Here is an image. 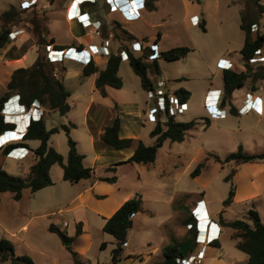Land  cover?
Masks as SVG:
<instances>
[{"label":"rangeland","instance_id":"374dc122","mask_svg":"<svg viewBox=\"0 0 264 264\" xmlns=\"http://www.w3.org/2000/svg\"><path fill=\"white\" fill-rule=\"evenodd\" d=\"M11 1L13 2L6 3L7 8L10 5L23 8V11L12 26V30H22L21 33L14 40H11L9 33L10 41H17L24 36L23 45L17 49L16 54L22 53L26 47H31L35 44L37 55L40 54L45 59L47 51L52 45V43H49L52 35L51 31L59 40L69 39V30L61 21H52L53 14L48 13L49 7H44L43 3H37V5L32 7L27 3L16 4L17 0ZM255 2L256 0H202L201 4L206 7V11H204L207 20L206 30H202L200 25L185 28L182 25V21H177L173 27H167L168 31L172 29L177 34L169 33L165 38V45L163 43L160 44L161 49L168 47L169 43L170 45L176 43V39H180L183 45L191 48V51L184 59L175 61L159 60V65L164 73V80L167 83V86H163L162 89L174 92L177 88L183 87L190 90L189 109L176 115V119L181 121L195 119L197 123L188 131L185 140L181 142L166 140L159 148L153 163H125L122 166H118L117 174L119 175L120 183L122 187L126 188L124 193L132 192L133 195L136 192L141 193L143 206L133 218V225L128 234L129 246L125 245L124 256L117 264H156L162 261L164 259V243L169 240L174 243L178 239H181L184 234L182 229L185 226L181 225L180 218L184 213L186 214V209L180 207V205L188 206L190 201L199 199L204 193L215 213L213 216L215 219L219 220V213L222 211L223 217L227 220L244 219L252 222L249 217V211L255 209L264 223V160L245 163H238L233 159L230 161L224 160L228 154L237 151L240 145L243 146L246 152L260 153L264 151V95L260 93L262 96H256L255 106L246 114L233 113L229 107L223 108L220 105L213 106L212 108L205 107L204 105L207 90L213 87V85H222L223 69L219 66V63L223 57H229L236 64L237 68L242 67L245 62L240 53L245 34L240 24L244 15L247 18L257 16L258 12ZM260 3H264V0H260ZM163 5L161 4V12ZM176 9L178 12L179 9ZM36 13L39 17L46 18L42 22V25L45 27L43 33L45 34L47 43H37V37L34 33L35 25L31 22L33 15ZM260 26L261 30L264 31V12L260 16ZM72 29L85 42L91 38H93L92 41L99 40L96 32L91 35L89 34L90 36H85L84 31L79 27L74 25ZM117 32L120 35V39H117L116 42L117 45L124 46L128 44L132 46L131 41L123 39L124 34L118 27ZM11 43L14 42L5 45L4 49L6 50L10 45L12 46L13 44ZM86 44H88V47L90 46V42H86ZM150 46L154 50L159 51V45L153 40L150 42ZM4 49L0 50L3 51ZM69 53V59H65L64 61L65 66L63 63L52 64L59 77L66 71L63 69L68 68L71 77H69L70 79L65 78V85L71 90L78 91V87L81 89L79 80L83 78L79 70L83 62L86 64L90 59V56H87V52H84V50H78L76 46L70 47ZM135 53L140 55L142 52L135 51ZM251 63L253 68L264 64V54L257 61ZM199 70H201L200 73ZM119 75L131 92L139 94V99L146 95V99L152 101L155 97L148 90L146 92L142 91L140 77L133 71L128 61H122ZM149 76L156 83L154 73L149 71ZM259 83L263 84L264 81H258L256 84L260 85ZM251 85V80H248L241 91L247 92ZM4 91V89L0 88V96ZM148 94L152 98L148 97ZM83 97L84 95L81 94V100ZM79 101V99L74 100L73 96L68 98V102L73 109L72 113L69 112L71 113V117H76L81 112V107L75 106ZM152 104L153 102L151 103V111L145 119L141 115L136 114L127 115L123 113L122 115L123 124L126 128L130 126L137 128L140 131L139 137L146 144H153L155 141V138L150 136V130L156 124L154 118L155 110L152 111L155 107ZM148 107L150 108V105ZM6 110L10 113L8 114V119L21 122V118H24L22 124H18V127L24 130L29 119V114H27L25 107H20L16 99H13V101L7 104ZM21 111L23 112L20 113ZM45 118L46 125L49 128L58 126L60 123L68 125L70 121L68 115H61L57 110H49V108ZM206 119L209 120L208 124ZM161 120H166V116L163 115ZM125 126H123V134L127 133ZM79 134H81L80 130L76 131L74 135L78 137ZM18 135L19 133L17 132L7 133V135L0 138V145L4 139L12 136L18 137ZM72 138L75 139L74 136ZM50 144L57 151L67 148L65 131L61 130L58 133L52 134ZM80 149H84V146H81ZM112 150L113 153L106 154L104 161H110V159H115L116 156H119L120 153L129 151V149ZM59 152L62 153L61 151ZM16 153L19 154V151ZM214 155H218L222 160L216 161ZM7 158L8 155H4L0 149V166L5 164ZM204 160L205 167L199 173L200 175L192 177L191 172L195 169L198 162ZM112 161L114 162L115 160ZM28 167L29 165L24 163V169L20 168L19 172L21 176L24 177L28 174ZM228 174L230 175V180H226ZM231 180L236 184V194L233 202L224 206L223 201L228 196ZM70 184L68 183L67 186H70ZM58 188L60 189H57L55 193L60 191L64 194V186ZM72 190L73 188H70V191ZM183 192H188V194L181 196L185 194ZM55 204L51 206L53 210H57L62 205ZM204 209L203 204H200V234H203V237H210L212 239L217 235L218 227L214 223L212 224L211 232H207V227L209 229L210 225V217H208ZM52 217L56 219V226L62 231L67 232L74 228L73 211H63ZM20 218L22 217H17L14 213L11 216L10 214L0 212V239L3 236L9 238L16 244V250L19 253L27 254L32 259L34 258V261L35 259H45L50 254L65 256L59 243L60 239L58 237L55 238L49 231L44 230L42 226L43 218L35 219L28 232L19 233L17 236L10 234L14 231L17 232L18 224L21 221ZM65 219L70 221L68 228H62L61 226L62 221ZM205 225L207 226L204 232L203 228ZM221 227L220 241L225 251H229L237 258L246 257V254L235 246V240L232 238L234 229L225 226ZM90 232L92 240L89 245L87 238H81L78 243L81 250L83 249L81 247L88 246L86 253L81 255L84 263L98 264V260L101 263L109 262L111 250L115 246V238L111 234L98 229L96 225H91ZM9 235H12V238ZM190 236H194L193 231ZM102 241H106L107 247H101ZM208 245L201 251L204 257L213 247ZM156 246H158V250L153 252L152 250ZM44 247L47 248L46 254L40 253L43 252L41 249ZM0 264L9 263L7 261H0Z\"/></svg>","mask_w":264,"mask_h":264},{"label":"crops","instance_id":"0c3cea01","mask_svg":"<svg viewBox=\"0 0 264 264\" xmlns=\"http://www.w3.org/2000/svg\"><path fill=\"white\" fill-rule=\"evenodd\" d=\"M145 1L146 0H97V2L94 3V5L87 3V5L84 7L85 9L82 6V11L86 14V16L90 17L91 20L93 21H99L101 23V26L98 29L99 32H96L95 27L93 26L90 27L83 26L79 18L72 17V11L78 0H35L33 4L37 5V3L38 4L43 3L42 5L44 7L46 8L49 7L48 13L53 14L52 21L53 20L61 21V23H63L66 26V28L69 30V39L67 40H59L56 37V35L51 31L52 34L51 37L52 36L54 37L56 44H61L66 46L80 45L83 48L82 50H84V52H87V56L89 55L90 58L94 60V62L99 68H104L108 57L97 53L96 46L102 44L103 38H107L110 34H114L113 28L115 22L117 21L120 22L122 27H124L129 32L136 35L138 38L148 37L149 38L148 41L144 42V44H142L143 46L144 45L150 46V42L153 40L157 45H159V51H161L172 48V46L175 45L178 46L183 45L180 39H176L177 40L176 43L171 45L169 43L168 47H164L163 49H161L160 44L163 43L165 45V38L169 33L177 34L174 33L175 31L172 29L168 31L169 29H167V27L169 26L173 27L177 21H182V25L185 28H191L193 26H199L200 20L202 18L206 20L205 18L206 13L204 12L206 11V7L203 4H201L202 0H147V3H145ZM7 2L10 3L13 1L0 0V14L7 9V5H6ZM16 2H15L16 4H21V3H25V0H17ZM161 4H164L162 12H161ZM176 8L179 9L178 12ZM74 25L76 27H79L81 30H83L85 36H90L92 33L96 32L99 40L92 41L93 38L87 39L86 42H90V46H89L90 48H89L88 44H86V42L83 41L78 34L74 33L72 29ZM1 26L2 23L0 20V29ZM17 30L18 29L12 30L16 32H15V37L11 38V40L17 38L22 31V30H18V31ZM23 39L24 36L17 41L9 40L6 43V45L9 44L10 42H14L15 44L11 43L13 45L12 46L10 45L6 50L4 49L5 47L0 48V49H4L3 51L0 50V88L1 89L6 90V84L14 69L19 67L30 66L37 57V50L35 44L31 47L30 46L26 47L25 51H23L22 53L16 54L17 49L23 45ZM110 39H111V46H110L111 50L122 53V50L124 49L122 48L121 45H117L116 43L117 39L114 38L113 36ZM69 49L70 48L64 49L65 55L62 61L54 62V63H63V65L65 66L64 61L65 59L68 60L69 59L68 57L70 55V53L68 54ZM160 59L163 58H159V60ZM224 59H229L231 62H233L229 57H223L222 60ZM122 61L129 62L128 57L127 58L123 57L121 63ZM221 62L222 61H220L219 63L220 67H221ZM84 65L85 62H83V65L79 70L80 73H82L83 75L82 76L83 78H80L79 80L81 89L80 87H78L79 88L78 91H75L68 88L71 91L70 96H73L74 100L76 99L80 100L78 104L75 103L76 104L75 106L76 107L80 106L81 112H79L78 113L79 115H77L76 117L75 116L71 117V113L73 111L71 106V109L69 111L71 113L68 112L66 115H68L69 117L70 120L69 123L71 122L75 124V126L70 128L71 136L75 137L79 152L85 155L84 158L85 165L89 167H93L95 169V178L81 179L79 182L70 184L69 181L63 179V169L61 168V166L59 165L60 168H58L59 167L57 166L58 164H54L51 166L50 169V175L54 181L52 185L41 188L35 192H33L29 187H26L23 189L22 196L19 199H15L14 193L11 191H0V212L10 214L11 216H13L14 213L17 215V217L20 216L22 217L20 218L21 221L18 224L17 232L14 231L10 234H12L13 236H17L19 233L28 232L31 228V224L35 221V219L43 218L42 226L44 227V230L49 231L52 235H54L55 238L58 237L60 239L58 240L61 245V249L64 251L65 256H61L60 254H50L47 255L45 259L43 258L40 260L35 259L34 262L36 264H77L72 255L71 250L77 252V259L80 262L79 264H85L84 260L81 258V255H84L86 253L88 246L81 247L83 248L81 250L78 245L80 239L87 238L89 245L92 240L91 239L92 235L90 232L91 225H96L98 229L103 231V226L106 220L128 198L133 196L132 192L124 193L126 188L122 187L120 183L119 175L117 173H118V166H122L125 163L133 164L132 162H127L126 160L133 154L135 145L124 149L112 148L111 146L106 144L101 138L102 133L104 131V127L106 125L111 124L113 119L118 115L121 121V127L119 131L120 136L141 139V137H139L140 131L137 128H133V126L126 128V126L123 124L122 115L123 113L127 115L136 114V115H141L145 119L147 114H149V112L151 111V103L153 102L154 105L153 104L152 105L154 107L157 106L154 98L152 99V101H150V99H146V95H145L141 99H139V94H136L135 92H131V90L128 89V87L124 83V80H123V86L121 88L107 86L106 87L107 95L103 96L99 92V90L95 88V80L98 73L96 72L90 75H84L83 74ZM233 66L234 68H237L234 62H233ZM63 70L64 71L66 70L65 72H63L64 76L63 73L61 76L64 82L65 78L70 79L69 77H71V74L70 71H68L67 67ZM200 72L201 70H199V73ZM156 76H161L162 78H165L161 67H160V73L155 75V80L157 78ZM256 86L257 88L255 89L250 87L247 92L241 91L242 88H237L232 93L231 103L236 107V114H239V109L243 106V102L247 97H249L248 100L249 102H251L252 100L254 103H256V96L257 95L262 96V94L264 95V83L263 84L261 83L260 85L256 84ZM211 89L223 90V82L222 85H218V84L213 85V87H210L208 90ZM142 91L146 92V90L143 87H142ZM217 93H219V90H217ZM81 94L84 95L82 100L80 98ZM148 97H151V95L148 94ZM190 98H191V92H190V97L187 100V107H188L187 110L189 109ZM14 99H16L17 101L18 98H14ZM11 101H13V99ZM149 105L150 108L148 107ZM222 107L223 108L229 107L230 109V104L227 103L225 105H222ZM208 108H212V107H208ZM26 112L27 114H29L27 110ZM30 118L31 116L29 114V119L27 117L28 123L30 121ZM23 119L24 118H21V122H18L17 120L15 121L22 124ZM61 124H66V123H60L59 125ZM123 126H125V128L127 129V133L125 134L122 133ZM78 130L81 131V134H79V136L77 137L74 134ZM22 131L24 132L23 134L21 132H17L19 133L18 137L16 136L8 137L4 139L0 145V149H1V146L8 140H14L13 142H15L17 139L26 142V144H28V146L22 145L29 148L30 150L29 153L24 158H18V157L16 158L14 156H11L7 158L5 164H2V166L5 167L9 172L18 175H21L19 170L20 168L24 169V163H27L29 165L28 168H30L31 163L34 161V157L32 156L31 153V148H36L40 143V141L37 139L23 140L24 138L23 136L26 133V131L24 130ZM8 133H14V132H8ZM50 138H52V135ZM81 146H84V149H80ZM112 149L114 150L129 149V151L120 153L119 156L115 157V159H110V161L109 160L104 161L106 154L113 153ZM68 150H69V146H67V148L65 149H59V151H61L65 157L68 154ZM112 160H115L114 161L115 163H119L115 165L116 170L114 172L107 171L106 169V167H108L109 165L115 164ZM114 174L118 176L116 182H108L99 179L100 177L112 176ZM68 183L70 184V186H67ZM57 185L58 187L64 186L65 190L61 189L64 190V194H62L60 191L55 193L57 189H60L58 187L56 188ZM70 188H73V190L70 191ZM183 193L185 194H182L181 196H186L188 194V192H183ZM201 199L204 200L202 201L201 204H203V208H205L204 209L205 212L208 213L214 220H217L213 217L215 213L208 199L206 198L205 193L204 195H201L199 199L190 201V204H188V206L180 205V207L186 209V214L184 213V215H182L180 218V222H182L181 225L185 226L182 229L184 232L182 238L178 239L177 241L181 245L189 238L188 236L191 235L192 232L191 230H193L187 228V224L186 225L184 224V219L192 215V210L196 206L195 202ZM57 203L62 205L59 206L57 210L56 209L53 210L51 208L52 204L57 205ZM63 211L74 212V218H73L74 228L71 231H67V232L63 231L68 236H74V239L72 241H69L70 244H68V242H66L65 244V241L61 239L58 233L51 231L49 229L51 224H54L56 226V219L52 216H55L60 212L62 213ZM136 214L134 216H136ZM61 226L62 228L63 227L68 228L70 226V221L68 220L67 226H64L62 221ZM206 226L207 225H205L203 228L204 232ZM77 228L81 229V232L78 234L76 233ZM207 230H209L208 227ZM12 235L9 236L11 237ZM186 236L187 238H185ZM220 236H219V241H220ZM200 239L206 241L207 237H202V238L200 237ZM127 241H128V237H127ZM170 243L171 240L164 243L163 248ZM68 246H70L71 250L68 249ZM127 246H129V241ZM208 246H213V247L211 248V250H209V253L204 257L203 264H245L248 259L247 254L246 257L243 258L234 257L229 251H225L221 241H220V246H214L212 244H209ZM41 250H43V252L40 253L46 254L47 251L46 247L42 248ZM156 250H158V246L154 247L152 251L154 252ZM15 251H17L16 244H15ZM16 253L21 255L23 254V253H19L18 251ZM88 260L90 261V259ZM163 260L160 262H163ZM110 262H111V256L109 262L101 263V261L98 260V264H110Z\"/></svg>","mask_w":264,"mask_h":264},{"label":"trees","instance_id":"16d2710c","mask_svg":"<svg viewBox=\"0 0 264 264\" xmlns=\"http://www.w3.org/2000/svg\"><path fill=\"white\" fill-rule=\"evenodd\" d=\"M145 3H147V0ZM89 4L94 5V3ZM255 4L258 12L257 16L254 18H247L244 15L240 24L245 33L244 43L240 49V53L245 59V62L240 68L223 69V95L220 106L229 103L230 111L233 113H236V107L231 103L232 93L237 88H243L248 80H251V87L253 89L256 88V83L258 81L264 80V64L253 68L252 63L249 61L259 49L261 50V54H264V31L261 30L260 26V16L264 12V3H260V0H256ZM35 5L33 4L32 7ZM86 5L87 3L83 4V8ZM22 11L23 8L10 5V7L0 14V20L2 23L0 29V48L4 47L9 41V33L12 31L14 21ZM45 20V17H39L37 13L34 14L31 19V22L35 25L34 33L37 37V43L39 44L47 43V39L43 33L45 27L42 25V22ZM199 25L202 30H206V20L204 18L200 20ZM254 26L257 28L253 31L252 28ZM117 27L120 28L121 32L124 34L123 39L131 41L132 44L137 41L144 44V42L149 39L148 37L138 38L136 35L122 27L118 21L115 22L113 28L114 38L116 39H120ZM49 43H52L54 47L58 49L75 46L56 44L53 36L49 39ZM121 46L128 54L129 64L133 71L140 77L142 87L148 91L155 90V83L153 78L149 76V71L155 75L160 73L159 58L168 61H175L185 58L191 51L189 46L180 45L161 50L158 52L157 56L151 58L150 55L153 53V50H151L150 46L144 45L140 55H137L135 51H133L131 45L125 44L124 46ZM76 48L78 50L83 49L80 45L76 46ZM121 60V53L114 50L108 55L104 68H99L94 60L90 58L83 67V74L90 75L97 72L98 75L95 80V88L99 90L103 96H106L107 86L115 88H121L123 86V79L119 75ZM16 93L20 95L21 102L26 106H30L34 99L40 100L44 104L46 112L39 120H31L27 131L23 136V140L37 139L40 141L36 148H31L34 161L30 165L28 174L23 177L11 173L5 167L0 166V191H11L14 193V198L19 199L22 196L23 189L26 187H29L35 192L41 188L52 185L54 181L50 175V169L54 164L61 166L63 169V179L70 183L79 182L81 179L95 178V169L85 165V155L79 152L77 142L70 134V128L75 126V124L70 122L68 125L61 124L47 128L45 117L48 113V108L49 110H57L61 115H66L71 109V105L68 102L71 91L65 86L62 77H59L56 74L52 62H49L46 58L44 59L42 55L38 54L35 61L30 66L19 67L12 71L6 84V90L0 96V135L6 130L14 127L13 123L5 122L2 109L4 103L9 97ZM174 95L177 96L181 102H187L190 97V91L180 87L174 91ZM163 115L166 116V120L164 121L161 120ZM206 121L208 124L209 120L206 119ZM196 123L197 121L195 119L181 121L176 119V116L174 115L158 110L156 113V124L150 131V136L155 138V141L153 144H146L142 139L121 137L119 134L121 121L117 115L111 124L104 127L101 138L106 144L114 149H124L135 145L134 152L126 160L127 162L145 164L153 163L156 159L159 148L166 140L178 142L185 140L188 131L191 130ZM61 130L65 131L67 144L69 146L66 157L50 144L51 135ZM20 141L21 140H17L3 146L1 148L2 153L6 155L14 147L22 145L28 146L26 142ZM214 156L216 161L222 160L218 155ZM231 159L238 163L264 160V151L260 153L246 152L244 151L243 146L240 145L237 151L228 154L224 160L230 161ZM117 164L119 163L111 164L106 167L107 171L114 172L116 170L115 165ZM204 167L205 160L198 162L195 169L191 172V176L195 177L199 175ZM99 179L108 182H116L118 176L114 174L112 176L100 177ZM226 180H230L229 174L226 176ZM236 188V184L231 180V187L228 196L223 201L224 206L233 202ZM142 206V194L136 192L106 220L103 226V231L111 234L115 238V246L111 250L110 264H117V262L122 259L125 248L124 243L127 242L128 232L133 225V217L141 210ZM219 215L220 218L218 221L221 226L234 229L232 238L235 240V246L248 256L245 264H264V223L261 221L257 210L251 209L249 211V217L252 222L244 219L227 220L223 217L222 211ZM194 221L195 219L193 215H190L184 219V224L186 225ZM49 229L58 233L61 239L65 242L74 239V236H68L54 224H51ZM191 231L195 232L194 230ZM80 232L81 229L77 228L76 233L78 234ZM194 243L195 241H193L192 246H195ZM211 244L214 246H220L219 238L214 239ZM106 245V241L101 243L102 248L106 247ZM180 246L181 244L177 241L174 243L171 242L165 246L163 248V262L176 264V258L182 256ZM68 249L71 250L70 246H68ZM71 252L76 263L79 264L80 262L77 259V252L73 250H71ZM0 261H8L9 264H36L27 254H17L13 241L6 237L0 239Z\"/></svg>","mask_w":264,"mask_h":264},{"label":"built area","instance_id":"2783aa9c","mask_svg":"<svg viewBox=\"0 0 264 264\" xmlns=\"http://www.w3.org/2000/svg\"><path fill=\"white\" fill-rule=\"evenodd\" d=\"M27 2V4L29 6H32L33 3L35 2V0H25V3ZM97 2V0H78V2L75 4V7L72 11V17H76L80 19V22L83 26L85 27H90L93 26L95 27V31L99 32L98 29L100 28L101 23L99 21H93L91 20L90 17L86 16V14L82 11V6L85 3H95ZM98 22V23H97ZM198 22V20H197ZM97 23V24H96ZM256 26H254L252 28V30H256ZM15 32L16 31H11L10 32V37L13 38L15 37ZM113 36V34H110L107 38H103L102 39V44L96 46V52L104 55V56H108L111 53V37ZM143 48V45L140 42H134L132 44V49L133 51H141ZM151 50H153V53L150 55V57H154L157 56L158 54V50H154L151 46H150ZM81 51V50H80ZM65 50L64 49H58L53 47V45H51V48L47 51V60L49 62H60L63 60L64 55H65ZM122 58L128 57V54L125 50H122ZM261 50H257L255 52V55L253 58L249 59L250 62H255L258 60V58L261 56ZM221 67L223 69H230L233 67V62H231L229 59H224L221 62ZM158 78L156 79V83H155V87L157 86V88L153 91H149L150 94H152V96H155L154 99L156 101L157 106H155L153 110H155L154 112V118L156 121V113L158 110H162L164 113H168L170 115H178L180 113H183L184 111L187 110V102H181L177 96L174 95V92H170V90H163L162 87L163 86H167L166 81L164 80V78H162L161 76H157ZM217 90H219V93H217ZM14 98H19V101H16L20 107H25V110L28 111V113L31 116V119L33 120H39L40 118H42L45 115L46 112V108L44 106V104L38 100V99H34L33 102L31 103L30 106H26L25 104H23L20 100V95L19 94H14L13 96L9 97V99L4 103V107L2 109V113L4 115V120L5 122H8V111L6 110V106L7 104ZM221 98H222V90L221 89H211L208 90L206 96H205V100H204V105L206 107H213V106H219L220 102H221ZM249 97H247L244 102H243V106L239 109V113L240 114H246L247 112H249L250 110L253 109V107L255 106V103L251 100V102L248 101ZM23 111H21L20 113H22ZM24 114H26V112H24ZM30 119V120H31ZM11 120V119H10ZM27 127L24 129V131H26ZM8 132H21L22 134L24 133L20 128H18L16 125L12 128V129H8L6 130L4 133H2L0 135V138L2 136H4L5 134H7ZM18 140V139H17ZM16 140V141H17ZM14 140H8L7 142H5L1 148L3 146H6L9 143H12ZM19 152V154H17L16 152ZM29 148L25 147V146H17L14 147L13 149H11L6 155H8V157L14 156V157H18V158H24L28 153H29ZM202 201L204 200H199L197 201V204L200 206V204L202 203ZM198 213L200 214L201 212L199 210ZM198 215V214H197ZM208 215V214H207ZM210 219V225H209V230H207V232H211L212 230V224H216L218 227V233L216 235L215 238L210 239V237L207 238V240H201L199 235H200V231L201 229L199 228V230L197 231V236L195 237V246H191L189 252L187 253V255H182L180 257L176 258V264H203V259L204 256L201 254V251L204 249V247L208 244H211L213 242L214 239L219 238L220 233H221V226L220 224L213 220L211 221ZM201 218L199 217V223H200ZM68 224V220L65 219L63 220V225L67 226ZM194 225L192 223H188L187 224V228H193ZM128 242L124 243V246L127 245ZM193 247V250H192ZM160 264H168L166 262H162Z\"/></svg>","mask_w":264,"mask_h":264},{"label":"clouds","instance_id":"9594fccd","mask_svg":"<svg viewBox=\"0 0 264 264\" xmlns=\"http://www.w3.org/2000/svg\"><path fill=\"white\" fill-rule=\"evenodd\" d=\"M108 57V56H107ZM121 57H122V55H121ZM53 63V62H52ZM223 91V90H222ZM222 99V98H221ZM17 101H19V98L17 99ZM221 103V102H220ZM220 105V104H219ZM31 119V118H30ZM31 120H33V119H31ZM31 120L29 121V123L27 124V128H28V125L30 124V122H31ZM8 123H13L14 124V126L16 125L17 127H18V122L17 121H15L14 119H9L8 120ZM19 128V127H18ZM27 131V130H26ZM198 207H200L197 203H196V206L193 208V210H192V215H193V217H194V219H195V221L194 222H192V224L194 225V227L193 228H190V229H193L195 232V234H194V239H193V241H195V237L198 235L197 234V231L199 230V228H200V223H199V217H200V214L198 213V211H196V210H199V208ZM198 214V215H197ZM208 214V213H207ZM208 217H210L211 218V221H213L214 219L208 214ZM215 221H217L218 223H219V221L218 220H215ZM220 224V223H219ZM221 226V225H220ZM222 228V227H221ZM192 245H193V242H192ZM162 263V262H161Z\"/></svg>","mask_w":264,"mask_h":264},{"label":"water","instance_id":"95a60500","mask_svg":"<svg viewBox=\"0 0 264 264\" xmlns=\"http://www.w3.org/2000/svg\"><path fill=\"white\" fill-rule=\"evenodd\" d=\"M194 237L190 236L181 246H180V250L182 255H187V253L189 252L191 246H192V242H193ZM70 244V242H68Z\"/></svg>","mask_w":264,"mask_h":264},{"label":"bare ground","instance_id":"6f19581e","mask_svg":"<svg viewBox=\"0 0 264 264\" xmlns=\"http://www.w3.org/2000/svg\"><path fill=\"white\" fill-rule=\"evenodd\" d=\"M199 237H203V234H200Z\"/></svg>","mask_w":264,"mask_h":264}]
</instances>
